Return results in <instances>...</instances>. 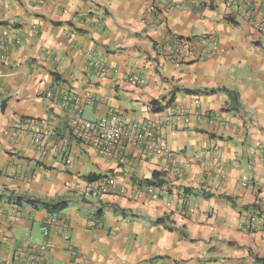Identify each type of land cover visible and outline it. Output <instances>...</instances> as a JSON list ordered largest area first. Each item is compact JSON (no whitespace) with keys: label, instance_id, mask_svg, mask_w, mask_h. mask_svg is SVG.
<instances>
[{"label":"crops","instance_id":"crops-1","mask_svg":"<svg viewBox=\"0 0 264 264\" xmlns=\"http://www.w3.org/2000/svg\"><path fill=\"white\" fill-rule=\"evenodd\" d=\"M228 1L0 0V264H264V0Z\"/></svg>","mask_w":264,"mask_h":264},{"label":"built area","instance_id":"built-area-1","mask_svg":"<svg viewBox=\"0 0 264 264\" xmlns=\"http://www.w3.org/2000/svg\"><path fill=\"white\" fill-rule=\"evenodd\" d=\"M230 2V0L228 1ZM79 103V99L75 101ZM70 105L67 99H63L59 108L68 109L73 108L76 104ZM77 107V106H76ZM180 117L179 115L177 118ZM72 121L74 126H78L86 135L89 140H93L95 147L99 149V152L105 155L116 156L118 155V147L125 140H135L141 135L150 138L153 136V131L149 127H141L137 133L134 127L130 128L126 126L125 121L121 120L117 115L107 114L96 120H84L77 112L72 115ZM157 153L163 152L160 149L156 150ZM108 184L104 179H96L94 181L87 182L85 184L83 195L88 198L98 199L102 197L108 191ZM55 222L53 217H49L42 230L44 234L48 233V228Z\"/></svg>","mask_w":264,"mask_h":264},{"label":"trees","instance_id":"trees-1","mask_svg":"<svg viewBox=\"0 0 264 264\" xmlns=\"http://www.w3.org/2000/svg\"><path fill=\"white\" fill-rule=\"evenodd\" d=\"M209 93H214V90H211ZM159 176L160 174L154 173L152 175V180H157ZM144 183L147 186L150 185V181L148 180H145ZM20 200H22V198H18L16 204H19ZM27 203H29L34 209L40 208L46 210L51 216L58 215L67 208V203L64 200L56 202H45L39 199H28Z\"/></svg>","mask_w":264,"mask_h":264}]
</instances>
